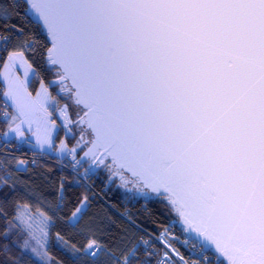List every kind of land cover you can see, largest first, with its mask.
<instances>
[{
  "label": "snow or ice",
  "instance_id": "6c2138e0",
  "mask_svg": "<svg viewBox=\"0 0 264 264\" xmlns=\"http://www.w3.org/2000/svg\"><path fill=\"white\" fill-rule=\"evenodd\" d=\"M20 7L46 41L11 24ZM0 20V53H7L0 55V75L5 107L7 101L13 107L3 121L12 133L23 137L27 126L42 150L54 148L58 126L47 105L49 88L58 84L70 102L64 119L90 145L84 157L166 202L196 234V264H264V0H0ZM12 32L19 35L10 38ZM37 45L55 76L47 85L26 56ZM18 65L24 79L15 74ZM29 75L41 79L35 95ZM64 154L75 158L76 149ZM88 201L84 195L69 218L73 229L93 237L82 249L71 245L74 257L83 264H137L134 235L122 238L116 255L94 239L91 223L81 224ZM22 207L17 203L13 227ZM27 227L34 239L33 224Z\"/></svg>",
  "mask_w": 264,
  "mask_h": 264
},
{
  "label": "trees",
  "instance_id": "16d2710c",
  "mask_svg": "<svg viewBox=\"0 0 264 264\" xmlns=\"http://www.w3.org/2000/svg\"><path fill=\"white\" fill-rule=\"evenodd\" d=\"M3 2L12 3V0H3ZM17 2L23 4L21 0ZM15 12H19V16L12 19L11 24L19 26L24 33H34L37 40L46 41L44 34L37 31L26 19L24 7L16 9L12 13L13 16ZM27 15L30 17L29 14ZM2 31H4L3 21L0 20V32ZM9 35L11 38L19 33L12 32ZM23 39L28 41L31 37L25 36ZM16 43L19 41L14 40L10 47H14ZM36 47L35 54L26 53V56L47 85L55 79V76L44 68L45 48L41 45ZM0 55L6 56L7 53H0ZM1 69L2 65H0V72ZM31 81L29 91L35 95L41 87V79ZM57 89L58 86L53 85L49 88V92L55 102L59 101L56 102L59 106L65 101L62 93ZM8 128V124L0 121V137ZM64 137L67 138L69 145L75 142L70 136H64L62 129H59L55 137L56 144L60 143ZM5 153L4 148H0V165L4 167L3 171H0V264H43L25 249L27 230L20 224L13 227L17 224V203L23 206L20 216L23 213L26 214L33 228L41 233V240L49 257L48 264H83V258L77 260L74 257L71 245L75 244L82 249L93 237L80 229H73L69 224V218L84 195L89 198V208L81 224L91 223L95 229L94 239L112 249L116 255H120V250L124 247L123 237L134 235V242H138L139 238L146 234H157L174 218V212L169 211L166 202L157 199L156 196L144 199L124 195L118 188H114V184L109 185L107 177L99 170L92 173L89 178L90 188H88L68 167L62 168L57 163L61 160L66 166L77 169L86 167L81 163L77 164L72 155L60 159L39 152L34 147L12 154L5 155ZM77 156L79 160L81 154L78 153ZM21 162L26 164V171L17 170ZM5 178L8 180L6 185ZM60 197H63L62 201ZM58 201L61 202L60 210L55 209ZM41 212L44 213L43 217L40 215ZM49 216L51 223L45 219ZM5 230L9 232L7 238L3 236ZM45 232L48 233L47 236L42 234ZM57 233L69 243L65 245L64 241L57 238ZM4 245L9 248L7 252L4 251ZM76 256L82 257V253H77Z\"/></svg>",
  "mask_w": 264,
  "mask_h": 264
},
{
  "label": "built area",
  "instance_id": "2783aa9c",
  "mask_svg": "<svg viewBox=\"0 0 264 264\" xmlns=\"http://www.w3.org/2000/svg\"><path fill=\"white\" fill-rule=\"evenodd\" d=\"M5 112L10 113V107H5L4 100V87L0 83V121H3V114ZM31 138L29 134H26L23 140H19L17 137H10L7 142L4 141L3 136L0 137V148H4L6 154H12L16 151H22L23 149H32ZM58 165L62 168H67L63 161H57ZM73 173L83 183L89 181L85 179V173L80 172L77 168L71 167ZM4 167L0 166V171H3ZM69 169V168H68ZM88 176L91 177L90 174ZM1 178V177H0ZM90 186V185H89ZM168 228L167 234L161 237V233L164 229ZM163 228L157 234H146L138 240V247L141 252L138 253L137 264H141L146 259H151L152 264H184L187 261L188 264H196L199 260L198 248L193 247L194 239L187 235L185 228L180 223L179 219H175L169 222V224ZM160 237V239H157ZM144 241H148V245L144 244ZM187 241V242H186ZM154 253V255H149ZM167 253V256L165 255ZM181 257L184 259L181 260Z\"/></svg>",
  "mask_w": 264,
  "mask_h": 264
},
{
  "label": "rangeland",
  "instance_id": "374dc122",
  "mask_svg": "<svg viewBox=\"0 0 264 264\" xmlns=\"http://www.w3.org/2000/svg\"><path fill=\"white\" fill-rule=\"evenodd\" d=\"M3 71H4V69H3ZM3 71H2V73H3ZM15 74L20 77V74L18 73L17 69L15 70ZM57 91L62 93V97H63L65 103L58 106L56 104V102L54 101V99L52 100V105L49 109V112L52 113L51 118L55 120L59 129H62L64 136H70L71 138H73L75 140V142L72 145H69L67 138L64 137L60 143H58V144L55 143L56 148L53 150V154L55 156H53V155L52 156L58 157L60 159L65 158V156H68V155H65L64 153L70 149L75 148L76 149V155H75L74 160H77V157H78L77 154L80 153L81 157H84V152L87 151V148L90 147V145H85L83 142H81V134L79 132V129L76 127V125L74 123L68 124L66 122V120L64 119V115L62 113V110L65 108L66 104H68L70 102L65 100L64 97H65L66 93L61 92L59 86H58ZM4 92H5V89H4ZM71 118L73 120L77 119L75 117L74 113H71ZM24 137H25V135L23 137L19 138V140H23ZM65 145L67 146V148L64 147ZM81 149H83V150H81ZM59 161H61V160H59ZM81 164L86 165V167L77 169L78 171H80L81 173L82 172L85 173L86 169L91 167V171L88 173L90 175H92L93 172L95 173L98 170L103 172L108 179V184L109 185L114 184L115 185L114 188L115 189L118 188L124 195H130V196H135V197L144 198V199H148L152 196H155V195H151L150 193L147 196L137 194L138 192H144V191H148V190L137 189V187L134 186L133 184H125L120 179L119 176L111 175V173L108 170H106L103 165H100L98 163H94L89 157H84V159L81 160ZM25 167H26V164L23 163V168H25ZM67 167L69 168V170H72L71 166H67ZM23 168H21V169H23ZM110 176H111V179H110ZM83 184L88 186V188H90L89 181L87 183L83 182ZM175 219H179V217L174 212V218L172 220H175ZM29 223H31L30 219L27 217L26 214L23 213L20 216L19 224L22 225L24 227V229L27 230V234L29 231L28 227H27ZM31 232L35 238L33 239L28 235L27 239L29 240V245H28V247H25L26 251L28 253H30L34 258H36L38 261H40L41 263L48 264L49 263V257L47 256V254L45 252L44 242L41 240L42 239L41 233L38 232L35 228H32ZM33 249H35V251Z\"/></svg>",
  "mask_w": 264,
  "mask_h": 264
},
{
  "label": "crops",
  "instance_id": "0c3cea01",
  "mask_svg": "<svg viewBox=\"0 0 264 264\" xmlns=\"http://www.w3.org/2000/svg\"><path fill=\"white\" fill-rule=\"evenodd\" d=\"M16 69H17L18 73L20 74L21 79H24V74H23V73H24L25 69L22 68V67H20L19 65L17 66ZM2 71H3V67H2L0 73H2ZM29 79L32 80L31 75H29ZM0 82H1V84L4 86V89H5V92H6V91H7V83H6V81H4L3 75H2V76L0 75ZM5 92H4V100H5ZM7 104H8L9 107H10V112H12V111H13V107H12L11 101H7ZM51 105H52V100H50V101H49V104L47 105V106H48V109H50ZM51 119H52V118H51ZM52 120H53V119H52ZM55 123H56V122H55ZM56 125H57V123H56ZM57 126H58V125H57ZM58 130H59V127H57V128L54 130V133H53L54 138L56 137ZM6 132L9 133V137H17V138H21V136H17L15 133H12L11 130H10V127L8 128V130H7ZM24 132H25V135H26V134H29V135H30L31 143H32V146L34 147L35 150H37V151H39V152H42V153H46V154H50V155L55 156V155L53 154V150L56 148L55 145H54V148L51 149V150H42V149L40 148V145L36 144V139H35V136L33 135V133L27 131V126H24ZM55 143H56V142H55ZM45 149H47V146H45ZM68 156H69V155H68ZM70 156H71V155H70ZM65 157H67V156H65Z\"/></svg>",
  "mask_w": 264,
  "mask_h": 264
},
{
  "label": "water",
  "instance_id": "95a60500",
  "mask_svg": "<svg viewBox=\"0 0 264 264\" xmlns=\"http://www.w3.org/2000/svg\"><path fill=\"white\" fill-rule=\"evenodd\" d=\"M21 1H23V0H21ZM29 14V16L31 17V13L29 12L28 13ZM56 86H59L58 84H55ZM149 191V190H148ZM149 193L151 194V195H155L154 193H151L150 191H149ZM180 223L182 224V222L180 221ZM183 225V224H182ZM183 227H184V225H183ZM185 228V227H184ZM185 230H186V233H187V235H189L191 238H193V239H195L196 238V234L195 233H189V231L185 228Z\"/></svg>",
  "mask_w": 264,
  "mask_h": 264
}]
</instances>
